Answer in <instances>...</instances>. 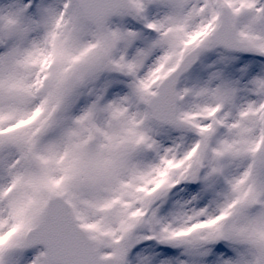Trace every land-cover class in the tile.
Masks as SVG:
<instances>
[{
	"label": "rangeland",
	"instance_id": "obj_1",
	"mask_svg": "<svg viewBox=\"0 0 264 264\" xmlns=\"http://www.w3.org/2000/svg\"><path fill=\"white\" fill-rule=\"evenodd\" d=\"M131 2L97 26L74 0H0V264H48L18 246L53 194L121 264H259L264 0ZM222 5L247 54L209 46ZM196 44L187 127L157 124L147 101Z\"/></svg>",
	"mask_w": 264,
	"mask_h": 264
},
{
	"label": "water",
	"instance_id": "obj_2",
	"mask_svg": "<svg viewBox=\"0 0 264 264\" xmlns=\"http://www.w3.org/2000/svg\"><path fill=\"white\" fill-rule=\"evenodd\" d=\"M76 3L84 18L95 25H102L110 17L131 8L129 0H76ZM220 18V24L210 35V44L234 52H247L249 48L237 37L226 6L222 7ZM206 49L202 44L194 47L159 84L157 93L148 100V109L154 121L168 127H187L186 122L178 116V85L197 65ZM79 84V78L72 75L66 85L65 95L72 96ZM199 175V170L192 174V184L198 182ZM40 247L45 249L48 264L121 263L119 257L101 254L98 243L78 223L70 203L61 194L49 197L39 222L27 232L24 244L18 249L33 250ZM255 252L260 263L264 264V249L259 243L255 246Z\"/></svg>",
	"mask_w": 264,
	"mask_h": 264
},
{
	"label": "bare ground",
	"instance_id": "obj_3",
	"mask_svg": "<svg viewBox=\"0 0 264 264\" xmlns=\"http://www.w3.org/2000/svg\"><path fill=\"white\" fill-rule=\"evenodd\" d=\"M232 67H230V69H231ZM234 70H232V72H233Z\"/></svg>",
	"mask_w": 264,
	"mask_h": 264
}]
</instances>
